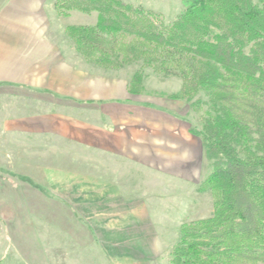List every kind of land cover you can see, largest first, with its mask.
I'll return each mask as SVG.
<instances>
[{
    "label": "crops",
    "instance_id": "crops-1",
    "mask_svg": "<svg viewBox=\"0 0 264 264\" xmlns=\"http://www.w3.org/2000/svg\"><path fill=\"white\" fill-rule=\"evenodd\" d=\"M55 9L54 0H0V173L21 188L0 210H21L9 234L32 264L43 231L57 264L68 252L69 264H90L94 241L107 253L125 226L150 224L147 207L134 209L133 174L199 177L202 147L184 100L130 93L126 76L87 67L50 28Z\"/></svg>",
    "mask_w": 264,
    "mask_h": 264
},
{
    "label": "trees",
    "instance_id": "trees-1",
    "mask_svg": "<svg viewBox=\"0 0 264 264\" xmlns=\"http://www.w3.org/2000/svg\"><path fill=\"white\" fill-rule=\"evenodd\" d=\"M60 15L96 13L90 25H68L86 61L118 69L140 62L127 90L143 93V68L176 74L198 124L211 170L200 180L210 215L183 222L169 264H264V3L184 0L170 21L124 0H56ZM206 106L205 110L202 108Z\"/></svg>",
    "mask_w": 264,
    "mask_h": 264
},
{
    "label": "rangeland",
    "instance_id": "rangeland-1",
    "mask_svg": "<svg viewBox=\"0 0 264 264\" xmlns=\"http://www.w3.org/2000/svg\"><path fill=\"white\" fill-rule=\"evenodd\" d=\"M124 1L141 5L144 9L155 13L157 19L162 18L164 21H170L180 13L184 3V0ZM254 1L264 3V0ZM56 10V14H53L50 19V28L55 32H60L62 41L72 45V41L65 32L68 24L90 25L96 21L95 12L86 14L79 11H70L65 18L66 15H60L58 10ZM87 67L95 71L121 74L128 79L140 68V62L125 64L118 69L103 68L87 62ZM141 71L144 74V91L155 94H169L174 92L180 84L179 76L176 74H156L151 68H143ZM205 108L206 106L202 109L205 110ZM201 113L202 110L199 113L190 112L192 125L198 124V115ZM200 160L199 177L196 176L197 174H193L184 178L167 176L160 179V176L153 175L154 173L146 174L144 169H141L140 173L136 171L137 173L133 174V176L134 178L136 177L135 180L140 177V186H136L140 193L135 198L140 201V207L134 206V209L143 214V208L147 207L148 213L151 215L150 224L141 218V220L137 221L139 222L138 226H125V241L123 243H108L109 250H107V253L103 246L100 248L99 244L94 241L93 245L90 246V253L92 254L90 264L91 262L92 264H169L170 252L178 241L180 225L183 222L208 216L212 212V199L209 192H199L197 190L200 180L211 170L210 163L204 159L203 155ZM14 181L16 182V179L6 178L0 173V199L2 197H5V199L8 197L16 198V200L21 198V188L18 187V193H15L17 192L16 187L11 184ZM137 204L136 201L134 205ZM21 213V210H0V264H32L30 260H27L24 256L22 257L20 246H17L12 241L14 236L12 235L11 239L9 234V229L12 232L19 225V215ZM32 219L36 221L33 216ZM36 235L39 237V242L30 243V255L33 256L34 264L43 263L40 256L43 260L47 257L46 264H57V252L50 250L48 253L47 251L49 231H43L40 236L39 234ZM61 252L64 253L65 251ZM66 254L67 259H64L62 263L58 262V264H69L73 254L69 252ZM78 258H80L79 255ZM78 264H81V261Z\"/></svg>",
    "mask_w": 264,
    "mask_h": 264
}]
</instances>
